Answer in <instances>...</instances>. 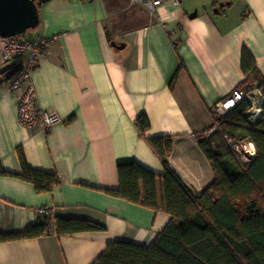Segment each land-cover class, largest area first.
Masks as SVG:
<instances>
[{"label":"crops","instance_id":"obj_1","mask_svg":"<svg viewBox=\"0 0 264 264\" xmlns=\"http://www.w3.org/2000/svg\"><path fill=\"white\" fill-rule=\"evenodd\" d=\"M38 2L39 22L25 36L49 42L30 80L37 106L57 120L48 129L18 122L16 97L4 86L26 57L0 56V168L12 173L0 175V232L22 230L47 206L49 233L0 241V264H90L107 241L147 244L169 219L162 207L100 189L118 187L120 157L163 173L147 137L171 138L168 163L193 194L212 181L199 140L212 134L216 102L245 77L242 48L264 77V0H164L154 11L129 0ZM262 99L249 118L260 116ZM140 114L148 122L143 133L135 125ZM242 142L255 155L254 144ZM18 151L29 167L57 175L50 190L37 192L16 175ZM156 195L160 205L158 182ZM55 217L86 218L103 229L56 235Z\"/></svg>","mask_w":264,"mask_h":264},{"label":"trees","instance_id":"obj_2","mask_svg":"<svg viewBox=\"0 0 264 264\" xmlns=\"http://www.w3.org/2000/svg\"><path fill=\"white\" fill-rule=\"evenodd\" d=\"M240 68L245 77L237 87L246 92L254 87L260 90L261 114L249 118L250 100L243 97L216 118L212 134L199 140L212 165V181L193 194L168 163L171 138L147 137L163 173L156 174L131 157H120L115 162L118 187L100 189L151 209L162 207L169 219L147 244L107 241L90 264H264V77L245 48L241 49ZM135 125L143 133L148 126L146 117L138 115ZM225 136L252 142L255 155L248 163H240ZM18 156L21 171L16 175L29 181L37 192L50 190L57 175L29 167L21 151ZM6 174L12 173L0 168V175ZM157 182L163 195L160 205ZM48 223L47 216H39L20 231L0 232V241L48 234ZM101 229L102 225L86 218H54L56 235Z\"/></svg>","mask_w":264,"mask_h":264},{"label":"built area","instance_id":"obj_3","mask_svg":"<svg viewBox=\"0 0 264 264\" xmlns=\"http://www.w3.org/2000/svg\"><path fill=\"white\" fill-rule=\"evenodd\" d=\"M164 0H129L130 3L145 5L150 11H154ZM0 56L3 62L25 56L24 65L16 72L12 79L4 86V89L13 92L16 97V116L18 122L27 128L40 125L48 129L56 120L57 116L35 103L34 89L30 80V72L37 64L39 58L45 53L49 42L48 36L24 37L20 34L0 38ZM245 97L244 91L235 86L223 98L218 100L213 107V122L207 132L217 128V117L226 113L240 99ZM249 117L256 114L253 101H250ZM228 146L233 150L241 163L247 162L254 155V150L247 143L225 136ZM58 179V178H57ZM37 213L47 216L49 208L40 206Z\"/></svg>","mask_w":264,"mask_h":264},{"label":"water","instance_id":"obj_4","mask_svg":"<svg viewBox=\"0 0 264 264\" xmlns=\"http://www.w3.org/2000/svg\"><path fill=\"white\" fill-rule=\"evenodd\" d=\"M39 0H0V38L18 35L27 29H32L39 22ZM223 2H218L222 6ZM217 11V8H214ZM195 12L189 14L193 17ZM115 47H121L122 43L111 41Z\"/></svg>","mask_w":264,"mask_h":264},{"label":"rangeland","instance_id":"obj_5","mask_svg":"<svg viewBox=\"0 0 264 264\" xmlns=\"http://www.w3.org/2000/svg\"><path fill=\"white\" fill-rule=\"evenodd\" d=\"M30 30L31 29H27L25 32L21 33V35L24 36V37L29 38L28 36H25V35H28ZM241 89L244 91L243 88H241ZM244 93H245V97H247L250 101H253V107L256 108L258 100L260 98V90L257 87H254L249 92L244 91Z\"/></svg>","mask_w":264,"mask_h":264}]
</instances>
